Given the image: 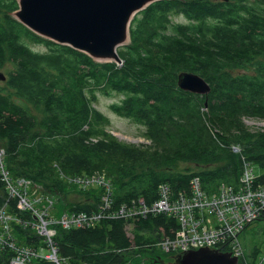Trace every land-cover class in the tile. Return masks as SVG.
Returning a JSON list of instances; mask_svg holds the SVG:
<instances>
[{"label": "trees", "instance_id": "1", "mask_svg": "<svg viewBox=\"0 0 264 264\" xmlns=\"http://www.w3.org/2000/svg\"><path fill=\"white\" fill-rule=\"evenodd\" d=\"M18 9V0H0L4 165L12 179L33 182L35 193L27 191L32 199L55 200V219L102 209L93 226L55 224L60 264H179L180 252H165L171 260L163 263L157 251L159 241L183 228L178 214L117 211H130L139 198L151 205L162 183L173 199L190 194L195 177L207 195L217 193L224 183L238 184L244 160L257 165V182L264 183V132L251 133L239 120L243 113L264 117V0L155 1L133 17L130 41L118 48L120 65L37 34L13 15ZM178 13L186 22L171 20ZM182 71L199 73L211 91L181 89ZM99 93L118 94L112 109L144 125L157 148L116 138L106 127L107 116L93 106ZM213 127L220 131L213 133ZM233 141L243 144L241 152H232ZM180 161L197 167L177 169ZM96 172H105L113 186L107 208L100 206L102 186L79 189L74 180ZM70 191L82 198H65ZM5 205L12 216L10 240L18 247H48L25 225L35 215L18 207L0 171V209ZM263 220L264 213L256 221ZM251 224L238 233L241 245L240 235ZM14 253L7 238L0 242V264H11ZM258 253L257 247L246 252L245 264H259ZM27 264L56 262L32 257Z\"/></svg>", "mask_w": 264, "mask_h": 264}, {"label": "built area", "instance_id": "2", "mask_svg": "<svg viewBox=\"0 0 264 264\" xmlns=\"http://www.w3.org/2000/svg\"><path fill=\"white\" fill-rule=\"evenodd\" d=\"M0 160L2 165L0 171L5 181L13 184L9 171L4 166L1 152ZM252 165V162L244 160V169L239 183L236 185L224 183L220 190L212 195H207L204 192L199 177L193 179L192 193L182 192L180 193L182 196L176 199H173L169 185L162 183L159 197L151 205L144 204V201H141V198L138 197V201H132L133 205L130 211L125 213V208L123 207L117 213L126 216L139 213L145 214L147 212H164L168 215L178 214L183 228L177 232L175 237L167 235L158 242L163 250L183 252L208 247L231 252L239 257L240 262L245 264L247 261L244 259L245 255L241 249V243L237 240L238 233L243 231L247 225L258 220L264 213V183L257 182V177L252 175V171H254ZM74 180L77 182L80 180L83 185L102 186L104 194L100 206L104 208L110 206L113 186L105 172H96L87 177L74 178ZM17 184L24 188L23 193L34 204L33 207L32 202L28 198L19 195L18 207L20 209L33 210L35 215V219L26 221L25 225L32 226L44 238L48 247L35 249L29 246L18 247L13 240H10L12 236V227L10 225L12 216L1 208L0 242H4L7 238L10 246L15 251L11 258V264H27L32 257L47 258L56 262V264H60L57 248L52 239L56 234L55 224L61 223L64 228L93 226L99 223L102 217V209L99 207L98 211L65 213L60 219H55L57 215H54L55 217L50 216L51 212L56 210L54 199L47 197L32 199L27 192L33 186V182L29 179L20 178ZM43 200H45V203L40 206ZM179 208L181 209L180 211ZM197 211H199V215L196 216ZM41 220L43 223L48 222L49 227L47 228V224H45L42 228ZM17 222H22V220H17ZM227 237L232 238L226 242ZM225 246L227 247L225 248ZM50 247L53 248L52 254L40 252L41 249Z\"/></svg>", "mask_w": 264, "mask_h": 264}, {"label": "water", "instance_id": "3", "mask_svg": "<svg viewBox=\"0 0 264 264\" xmlns=\"http://www.w3.org/2000/svg\"><path fill=\"white\" fill-rule=\"evenodd\" d=\"M158 0H18L16 18L37 34L86 52L96 59L123 63L118 47L130 40L134 14ZM6 78L0 72V80ZM178 85L208 94L210 83L199 73L182 71ZM207 104V101H206ZM179 264H244L231 252L203 247L180 252Z\"/></svg>", "mask_w": 264, "mask_h": 264}, {"label": "rangeland", "instance_id": "4", "mask_svg": "<svg viewBox=\"0 0 264 264\" xmlns=\"http://www.w3.org/2000/svg\"><path fill=\"white\" fill-rule=\"evenodd\" d=\"M13 15H14V13H13ZM171 20L172 21L174 20L175 22H186V18L181 13H178V14H176L174 16L172 15L171 16ZM32 45L36 49H40V50L46 49V46L44 44H42V45L32 44ZM0 72H4V74H5L6 73V69L5 68H0ZM181 89H183V88H181ZM183 90H185V89H183ZM118 100H119V96L116 93L113 94V95H105V94L99 93L97 99L93 103V106L98 111H100L101 113L105 114L107 116V118L109 119V122L106 125L107 129L114 136H116V138H118L120 141H123V142H126V143H133V144H136V145L146 144V146L149 145V144L150 145L152 144L153 147H156V146L153 145V141H151V139H149L145 135L146 127L144 125L138 124L133 119H131L129 117H126V116H122V115L116 113L112 109L111 104L113 102H115V101H118ZM203 109L207 110V107L203 105ZM239 120L242 122V124L246 128V130L251 132V133H257V132H260V131L264 132V117H262V116H254V115H251V114H248V113H243V114H241V116L239 115ZM188 130H190V129H188ZM217 131H220V129L218 127H213L212 128V132L213 133L216 134ZM221 131H222V128H221ZM215 134H213V135H215ZM173 145H175V144H173ZM164 146H165V144L163 145V147ZM230 146L232 148V152L239 153L242 150L243 144L241 142H238V141H233L230 144ZM159 147H162V146H159ZM0 150H1L0 152H1V155H2V160H3V163H4L5 149H4L3 146H0ZM2 150H3V152H2ZM188 166L197 167V164L188 163L186 161H180L179 166L177 167V169H186ZM0 167L2 168L1 164H0ZM252 167L254 169V171H252V175L257 177L260 174V170L257 167V165L254 164V163H253ZM5 168H7V167H5ZM243 169H244V167L242 166V172H243ZM20 178H18L17 180L12 179L14 185L12 183L11 184L7 183V190L9 192L10 196H12V197H19V195H22V196L28 198L26 196V194L23 193L24 188L17 184L18 180ZM240 179L241 178H239V181H240ZM78 184L77 185H78L79 189H86V188H89L91 186H94V185H90L89 186L88 184L87 185H83L80 180L78 181ZM36 186L41 187L38 184H36ZM30 192H31V189H30ZM34 193H35V191L33 190L31 192V194L33 195ZM12 194L15 195V196H13ZM65 198H67V199H69L71 201H79L82 198V196L78 193V191H70L68 193V196L65 197ZM32 204H33V202H32ZM32 206L34 207V204ZM28 208H31V207H28ZM3 209H5L6 212H8L6 205L3 207ZM58 209H59V207L56 210L52 211L50 216L56 215L57 212H58ZM22 210H30V209H22ZM33 212H34L33 210H30L31 214H33ZM42 220H45V219H42ZM45 224H47V228H48L49 227L48 222L43 223V221H42V228H43V226ZM38 227H39V225H38ZM128 232L132 236V226H128ZM47 239H49V238H47ZM52 239H53V237H52ZM240 240L242 242L241 249L244 251V255H245L246 252H247V254H250L252 252V250L255 247H257V248H259V253H258V256L256 258V261L259 264H264V220L260 221V222H258V221L253 222L250 225V227H248L247 231L240 235ZM157 251L163 255V257L165 259V261L163 260V263L169 262L171 260V257H168V254L165 253V252H171V251L163 250L160 246L157 247ZM40 252L43 253V254H52L53 253V248L50 247V248H47V249H41ZM246 261L248 262L247 258H246ZM143 264H146V262H144Z\"/></svg>", "mask_w": 264, "mask_h": 264}, {"label": "bare ground", "instance_id": "5", "mask_svg": "<svg viewBox=\"0 0 264 264\" xmlns=\"http://www.w3.org/2000/svg\"><path fill=\"white\" fill-rule=\"evenodd\" d=\"M154 2H155V1H154ZM152 3H153V2H152ZM150 4H151V3H150ZM150 4H149V5H150ZM149 5H147L146 7H148ZM146 7H145V8H146ZM143 9H144V8H143ZM143 9H142V10H143ZM140 11H141V10H140ZM138 12H139V11H138ZM136 13H137V12H136ZM136 13H135V14H136ZM135 14H134V16H135ZM134 16H133V17H134ZM132 19H133V18H132ZM131 21H132V20H131ZM130 24H131V22H130ZM129 31H130V27H129ZM123 45H124V44H123ZM121 46H122V45H121ZM95 59H96V58H95ZM122 59H123V58H122ZM97 60H99V61H105V60H100V59H97ZM117 64H118V63H117ZM119 65H120V64H119Z\"/></svg>", "mask_w": 264, "mask_h": 264}]
</instances>
